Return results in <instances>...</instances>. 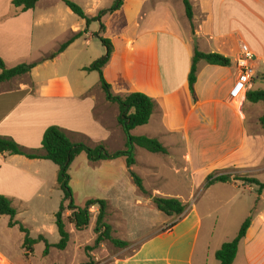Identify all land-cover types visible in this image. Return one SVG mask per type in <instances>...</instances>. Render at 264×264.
<instances>
[{
    "label": "crops",
    "instance_id": "obj_1",
    "mask_svg": "<svg viewBox=\"0 0 264 264\" xmlns=\"http://www.w3.org/2000/svg\"><path fill=\"white\" fill-rule=\"evenodd\" d=\"M11 1L0 0V57L10 67L14 65L13 59L31 51L37 29L54 22L36 13L41 0L27 12L14 8ZM84 1L82 7L91 17L112 4L102 3V0ZM189 2L193 10L192 22L185 15L181 0H123L124 5L119 11L102 18L105 24L106 18L125 9L131 32L126 29L130 33L123 37L120 51L116 53L113 48L102 72L110 77L108 83L113 95L124 97L141 93L154 101L148 124L133 129L131 135L159 141L167 154L143 150L152 156L149 159V155L136 148V163L127 168L123 158L90 163L82 153L69 168L73 198L76 178L80 179L85 191L92 189L118 195L121 184H134L133 173L141 179L146 194L153 196L152 200L158 197L179 199L187 209L177 218L162 213H135V217L131 213H118L119 230L124 235L122 241L128 246L116 249L109 243H102L93 254L94 264H219L215 259L216 251L237 236L242 223L251 215V223L239 242L233 264H264V208L259 210L254 206L249 212L244 206L239 213H222L220 216L200 213L197 208V196L209 187V176H228L226 183L215 185L256 189L254 185L234 180L235 176L247 174L235 158L245 150V122L250 103L245 102V94L236 99L230 97L238 79L235 64L240 54L239 37L243 34L239 29L223 28L218 32L214 29L216 24L231 26L223 12H220L223 17L218 18L215 14L217 0H200L198 6H195V0ZM229 2L218 0V6L223 10ZM231 3L239 11L232 23L245 29L240 21L246 15L245 0H232ZM66 9L70 14L71 11ZM82 31L78 27L69 30L71 35ZM253 33L251 37L255 44L246 42L248 45H245L254 58L257 56L264 62V52L259 53L261 42L255 31ZM104 34L112 40L107 27ZM84 35L90 36L88 32ZM70 46L53 60L33 68L26 75L28 82L18 77L0 84V138L17 143L27 152H38L44 132L49 127H57L73 143L89 147L102 145L109 152L122 150L124 140L116 122L117 107L106 101L99 85L84 84L79 75L83 67L73 66L71 74L69 68L61 72L49 68L52 62L69 52ZM195 50L220 54L228 58L231 65L220 67L199 62L193 99L188 88V74ZM254 65L257 69L258 64ZM38 73L46 80L40 79ZM255 85L256 80L251 81L247 91L260 90ZM80 110H84L81 117ZM252 117L255 120L256 117ZM208 137L211 140L205 142ZM138 155L144 160L139 161ZM159 156L170 160V172L174 176H182L190 183L185 195L179 191L165 194L155 188H146L144 181L147 178L156 181L162 178L156 173L160 164L157 167L154 163ZM49 164L52 163L46 160L0 154V196L8 199L12 206L14 202L27 205L35 198L41 199L42 193L55 190L58 169ZM199 175L202 178L197 188L195 178ZM173 184L183 185L179 180ZM263 190L256 205L263 198ZM85 197L91 200L87 194ZM161 216L168 219H161ZM113 230L116 234L117 228ZM37 231L41 236L45 234L42 228ZM141 232H145L143 237L136 236ZM69 234L66 249L71 244L72 230Z\"/></svg>",
    "mask_w": 264,
    "mask_h": 264
},
{
    "label": "rangeland",
    "instance_id": "obj_2",
    "mask_svg": "<svg viewBox=\"0 0 264 264\" xmlns=\"http://www.w3.org/2000/svg\"><path fill=\"white\" fill-rule=\"evenodd\" d=\"M71 1L81 7L85 12V8L82 7L86 3L84 0ZM106 2L110 4L113 1L102 0V3ZM231 2L232 0H230L228 5H226V3V8L222 10L220 8L221 6H218L217 0L215 14L218 15V18L223 17L224 15V18L230 21L229 25L231 26L223 27L216 24L214 25V29H216L217 32L224 30L223 28H229L230 30L239 29L243 34L242 37H239V43L244 45H248L246 42L254 43L251 33L255 31L262 46V49H259V53L262 51L264 52V0H245L246 15L244 20H240L244 23L245 29L241 26H234L232 23L233 19H236L238 16L239 11L232 7ZM200 3V0H195V6H198ZM220 12H223L222 16H220ZM36 13L39 14V16H45L46 19L54 22L46 26H42L41 29L38 28L36 33L37 38L35 39L34 44L32 43L31 51L20 54L19 57L13 59L12 64L14 65L11 67L7 66L8 68H13L20 64H31L35 61H41L42 63V59L44 60L46 56L54 53L62 43L68 40V37L71 35L69 30L71 31L75 27L81 28L82 30L86 29L85 22L80 20L74 14L67 13L66 7L59 0H41ZM101 23L104 27L108 28V35L112 37V40L108 38L106 34H102V36L110 40L113 48L116 50V53H118V51H120L119 47L123 44V37L131 32V26L128 25L127 27L125 9L123 12L116 14L115 16L106 18L105 24L101 19ZM159 25H156L157 28L165 26L164 24H161V26ZM99 27L100 24L98 22L91 23L87 29L90 36H86V38L85 35H83V37L76 40L75 43L70 46L68 50L69 52L61 56L58 60H56V62H52L49 68L53 71L57 70L58 72L69 68V74H71L73 66H80L84 68L101 58L105 54V49L101 42L97 38L93 37V35L99 32ZM126 29H129L130 32ZM208 30H211V28H208ZM255 57L256 58L253 61L254 74L251 81L253 82L256 80L255 88L264 91V62L257 56ZM254 63L258 64L257 69H255ZM79 75H81L84 84L99 85L100 87L99 75L96 72L88 73L82 70ZM38 76H41L40 79L46 80L43 74L38 73ZM103 78L106 83L109 84L108 81L110 80V77L108 75L106 77L103 74ZM22 80L28 82L26 76L22 77ZM247 107L250 113L248 114L247 121L245 122V150L235 159H238L237 161L240 163V166H242L243 170L247 171V177L256 179L260 183H264V130L260 128L258 123L259 116L264 115V105L249 104ZM84 110H80V117ZM252 116L256 117L255 120H253ZM209 140H211V137H208L205 142ZM138 149L139 151H142V153H145L140 148ZM145 155L148 156L149 154L145 153ZM150 158H152V156L149 155V159ZM138 160L143 161L144 157L142 155H138ZM154 163L157 167L160 164V169H156V173H158V175L162 178L159 181L152 180L153 178H147V181H144L146 183V188L150 190L155 188L163 191L165 194L172 191H179L181 195H185V191L189 188L190 183H188L184 177H176L170 172V160L159 156L157 161ZM49 165L52 166V164ZM140 169L142 172V167H140ZM145 172L148 173V170L146 169ZM201 178L202 175L195 178L197 188H199ZM175 180H179L183 185H174L173 182H175ZM73 185L75 188L74 204L76 206L84 207L85 203L88 201V199H86L87 197H85L86 194L87 196H90L91 200H104L107 202L108 216H106V222L109 225H113V229L114 227L117 228L116 234L113 230V236L120 240H123L124 235H121V230H119L121 221L117 216L118 213H131V216L134 217L136 216L135 213H160L153 204V196L150 194L143 195L132 183L121 184L118 187V195H115L114 192L100 193L92 189L85 191L86 188L84 185L80 184L79 178L75 179ZM253 188L256 190L250 191L248 188H244L242 186L234 188L233 186L211 185L204 190L201 195L197 196V208L200 213H216L218 216L222 215V213H239L244 206H246V211L249 212L254 206L260 210L264 208V190L262 200L256 205V200H258V187L253 186ZM61 197L62 193L57 186V188L50 193H42L40 197L41 199H33L30 202L31 204L26 205L14 202L13 207L20 212L17 213V219L15 221L21 223L29 231L30 237L33 239H36L41 235L37 233V229L42 228L45 231V234H42V236L50 244H56L59 241V235L55 227L54 213H56L55 211H58ZM69 215L70 212H65L63 214L67 230H72L71 244L68 249L65 248V250L59 251L55 248H50L48 254L43 256L42 253L45 246L41 242L33 246V253L28 257L24 256V251L22 249L24 235L20 233L17 227H8L9 219L7 216L0 217V264L94 263L93 254L96 249L93 250L92 247L96 237L93 229L97 215V208L96 210L93 208L90 209L89 225L82 231H77L74 226L66 220ZM161 219L168 218L161 216ZM228 219L232 220L231 218ZM144 235L145 232H141L136 236L143 237Z\"/></svg>",
    "mask_w": 264,
    "mask_h": 264
},
{
    "label": "trees",
    "instance_id": "obj_3",
    "mask_svg": "<svg viewBox=\"0 0 264 264\" xmlns=\"http://www.w3.org/2000/svg\"><path fill=\"white\" fill-rule=\"evenodd\" d=\"M40 0H12L11 5L14 8L20 9L22 12L33 10ZM72 14L83 20L86 29L82 32L72 34L68 40L62 43L58 49L42 59L44 61H51L59 54L63 53L76 40L83 37L87 33L89 25L93 22L100 24L99 32L93 35L97 38L105 49V54L94 61L82 70L84 72H96L99 75L100 87L104 93L107 102L115 105L118 110L116 117L117 125L119 126L123 140L124 148L119 151L109 152L102 145L89 147L83 143H73L62 130L57 127H49L43 134L41 147L38 152H27L17 143L0 138V154L19 155L30 160H46L55 165L58 169L56 183L62 193V199L59 204L58 211L55 213V227L59 235V241L56 244H50L43 236H38L36 239L30 237L29 231L19 222L15 221L17 215L16 209L11 202L3 196H0V217L7 216L9 218L8 227H17L23 236L22 249L24 256L28 257L33 253V246L38 243H43L45 249L43 256L48 254L50 248H55L59 251L65 250L68 245L70 234L66 228V221L63 217L65 212H70L66 220L74 226L77 231H82L89 225L90 209L97 208V215L93 232L95 234L94 245L92 249H97L102 243H109L113 248L124 249L128 246L124 242L113 236V228L106 222L107 216V202L104 200H88L84 207H77L74 204L73 192L70 186L69 168L72 162L80 154H85L90 163H98L103 161H113L116 159H125L127 168L135 165V149L140 148L151 154H167L166 148L157 140L147 138L144 136H133L131 131L137 127L148 124L154 110V101L141 93H132L124 97L115 96L111 93L110 85L106 83L103 78V68L108 64L113 53V46L109 39L104 38L102 34L105 32V27L101 23V19L107 14H113L120 10L123 5V0H112V5L108 9L98 12L95 17L87 15L81 7L71 0H59ZM185 15L187 19L192 22L193 10L189 0H181ZM205 62L209 65L220 67H229L231 62L228 58L217 53H203L197 50L194 51L191 67L188 74V88L191 97L194 99V84L196 81L197 64ZM40 62L31 64H20L13 68H8L4 60L0 57V84L8 82L14 78L28 75L33 68L39 65ZM264 80V77H263ZM245 102L250 104L264 105V91L263 90H248L245 93ZM259 126L264 130V115L258 120ZM133 183L142 194H146L142 185L141 179L131 174ZM228 176L222 175L213 178L208 177L207 186L218 183H226ZM235 181H240L245 184L254 185L258 187V196H260L264 189V183H260L256 179L244 177H234ZM158 212L166 217L177 218L182 216L187 209V205L175 198H156L153 202ZM253 211H251V214ZM252 216V215H251ZM251 216H249L241 225L237 236L230 242L224 243L215 253V259L219 264H233L235 259L239 242L244 238L247 229L251 223ZM84 264H94L92 262Z\"/></svg>",
    "mask_w": 264,
    "mask_h": 264
},
{
    "label": "built area",
    "instance_id": "obj_4",
    "mask_svg": "<svg viewBox=\"0 0 264 264\" xmlns=\"http://www.w3.org/2000/svg\"><path fill=\"white\" fill-rule=\"evenodd\" d=\"M239 53L235 64L239 73L238 79L230 91V97L232 99H236L246 93L247 86L251 83L254 74L253 61L255 58L253 53L244 44H240Z\"/></svg>",
    "mask_w": 264,
    "mask_h": 264
},
{
    "label": "water",
    "instance_id": "obj_5",
    "mask_svg": "<svg viewBox=\"0 0 264 264\" xmlns=\"http://www.w3.org/2000/svg\"><path fill=\"white\" fill-rule=\"evenodd\" d=\"M153 200L155 201L156 199L154 198Z\"/></svg>",
    "mask_w": 264,
    "mask_h": 264
}]
</instances>
